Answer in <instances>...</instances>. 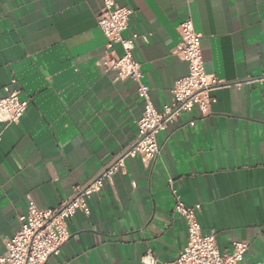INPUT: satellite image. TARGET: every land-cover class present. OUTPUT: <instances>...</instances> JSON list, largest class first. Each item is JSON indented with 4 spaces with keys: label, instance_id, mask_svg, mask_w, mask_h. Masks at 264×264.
Instances as JSON below:
<instances>
[{
    "label": "crops",
    "instance_id": "obj_1",
    "mask_svg": "<svg viewBox=\"0 0 264 264\" xmlns=\"http://www.w3.org/2000/svg\"><path fill=\"white\" fill-rule=\"evenodd\" d=\"M131 13L124 38L154 108L170 103L187 74L174 53L186 18L200 35L206 74L221 85L210 113H183L157 135L151 162L125 159L89 215L67 220L69 240L46 264H175L187 238L168 182L199 204L203 234L221 252L248 244L239 264H264V0H115ZM101 0H0V98L28 101L20 122L0 123V251L20 229L29 201L52 209L128 148L143 101L136 86L102 72ZM119 54L121 49L115 46ZM15 80V84H11Z\"/></svg>",
    "mask_w": 264,
    "mask_h": 264
},
{
    "label": "built area",
    "instance_id": "obj_2",
    "mask_svg": "<svg viewBox=\"0 0 264 264\" xmlns=\"http://www.w3.org/2000/svg\"><path fill=\"white\" fill-rule=\"evenodd\" d=\"M102 7L97 16V26L106 38V50L97 61L102 72H115L117 80H130L137 88V95L144 107L137 122V134L128 148L119 152L104 166L97 176L86 184L75 186L70 197L52 209H41L33 201L28 202L27 211L18 217L19 231L2 240L0 264H46L51 257L59 255L62 246L69 240L66 222L76 212L89 215L88 200L101 192L117 173L125 172V159L140 157L145 162L154 161L160 153L157 135L173 124L181 114L197 109L202 116L210 113L214 103L213 91L221 82L206 74L200 51V35L194 30L190 18L184 19L177 28L179 42L175 55L187 66V74L176 80L170 90L171 101L158 112L151 101L148 87L143 83L140 65L133 56L136 34L122 36L127 29L131 11L118 5L115 0H101ZM119 46L121 53L115 51ZM15 84V80H11ZM5 96L0 98V123L18 124L28 106V101L19 99V90L3 88ZM174 199L173 211L186 223L187 238L175 264H239L248 249V244L233 241L228 252H221L213 234H203L197 214L199 204L187 205L177 190L168 182ZM153 256L147 254L144 264H151ZM55 264H68L56 262Z\"/></svg>",
    "mask_w": 264,
    "mask_h": 264
}]
</instances>
